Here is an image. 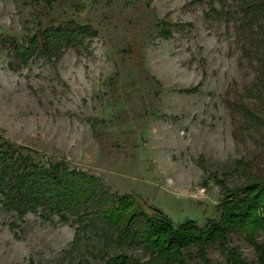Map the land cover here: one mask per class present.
<instances>
[{
  "label": "rangeland",
  "instance_id": "obj_1",
  "mask_svg": "<svg viewBox=\"0 0 264 264\" xmlns=\"http://www.w3.org/2000/svg\"><path fill=\"white\" fill-rule=\"evenodd\" d=\"M240 1L0 0V143L63 160L174 224L215 218L210 174L232 188L245 179L237 161L264 172V19ZM69 20L95 35L63 48L50 37L20 58L16 47ZM244 236L229 232L227 247L258 264ZM102 244L54 214L0 208V264H101L85 249ZM206 252L227 264L218 241Z\"/></svg>",
  "mask_w": 264,
  "mask_h": 264
},
{
  "label": "trees",
  "instance_id": "obj_2",
  "mask_svg": "<svg viewBox=\"0 0 264 264\" xmlns=\"http://www.w3.org/2000/svg\"><path fill=\"white\" fill-rule=\"evenodd\" d=\"M240 2L246 12L264 19V0ZM39 34L43 35L40 44L34 35L28 46L15 48L23 61L38 45L41 52L50 50V37L56 40L53 48H63L81 44L82 37L95 31L69 20ZM34 153L6 140L0 143V208L19 217L28 211L39 212L43 219L54 214L60 222L75 225L76 237L91 234L102 241L100 249H85L89 256L100 258L101 264H189L190 249L203 264H213L206 247L215 241L227 264H251L238 246L227 247L229 232L245 233V240L258 254V264H264V245L255 240L257 232L264 230V172H250L247 162L237 161L235 170L245 179L235 187L209 175L221 189L215 218L203 224L190 219L174 224L155 207L151 213L146 211L135 195L111 192L96 176ZM133 250H140L145 258Z\"/></svg>",
  "mask_w": 264,
  "mask_h": 264
}]
</instances>
